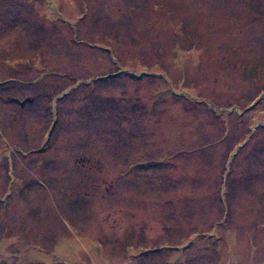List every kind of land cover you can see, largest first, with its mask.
Returning <instances> with one entry per match:
<instances>
[{
    "label": "rangeland",
    "instance_id": "1",
    "mask_svg": "<svg viewBox=\"0 0 264 264\" xmlns=\"http://www.w3.org/2000/svg\"><path fill=\"white\" fill-rule=\"evenodd\" d=\"M7 199L0 264H264V0H0Z\"/></svg>",
    "mask_w": 264,
    "mask_h": 264
},
{
    "label": "crops",
    "instance_id": "2",
    "mask_svg": "<svg viewBox=\"0 0 264 264\" xmlns=\"http://www.w3.org/2000/svg\"><path fill=\"white\" fill-rule=\"evenodd\" d=\"M5 63H6V60H5ZM21 87V86H20ZM23 92H25V90H23L22 91V94L20 95L21 96V98H26V95H24L23 94ZM14 94H16L15 92H13L12 91V94L11 95H14ZM28 97V96H27ZM25 101H27L26 99H25ZM11 102V101H10ZM9 102V103H10ZM21 102V101H20ZM54 103H56V100L53 102V105H54ZM28 105L26 104V103H23V106L21 107V106H19V103H17V104H15V103H13V102H11V108L10 109H12V110H16L17 111V113H15V117H17L18 118V120H19V122L20 123H27L28 122V120L31 122V124L32 125H39V124H44L45 122H46V129H49L51 126H55V125H58L59 127H60V124H62V122L63 123H65L66 124V118H69V119H71V117L73 116V111H71V112H66L65 111V109H59L58 108V113L57 112H55L56 113V115L55 116H53L52 117V114H51V117H50V119L49 120H45L44 119V116L49 112V113H51L50 112V107H51V105H49V104H47L46 103V105H45V101L44 102H42V103H39L38 104V106H36L33 110L34 111H36L37 113H32L31 112V107L29 106V110H27L28 109V107H27ZM54 106H56V105H54ZM82 106L83 105H80L79 103L78 104H75V103H73V108L72 109H74V108H76V112H80V111H82ZM49 109H48V108ZM9 114H10V110H9ZM11 116H12V114H10ZM11 116H9V120H10V122L12 123V121H11ZM68 124V123H67ZM50 135L52 134V135H54L55 137L58 135V134H56V133H53V130L51 129L50 130ZM208 137H210V135L208 136ZM168 138V137H167ZM166 137H165V139H167ZM220 140H223L222 138H221V136H220V138H219V140H218V142H211L210 144H209V146L207 147V151H208V159L210 158V155H213V154H215V153H222V152H224V156H221V161H224L225 160V162H229L230 160H231V157H233L234 155H236L237 154V149L236 148H234V149H231V150H228V149H225V150H223V147H222V145H221V143H220ZM70 141V140H69ZM161 141H163V137L161 138ZM212 141H215V140H212ZM173 141H172V139H168V141L166 142V143H168L169 144V146L170 147H168V146H165L164 145V147H166V148H172V143ZM223 142V141H222ZM221 147H222V149H221ZM219 149H221V150H219ZM205 151V150H204ZM181 159V158H180ZM182 161H183V159H181ZM227 160V161H226ZM184 162V164L183 163H181V162H179L178 161V158H172V157H169V159H163L162 158V160H159V161H157V162H153L154 163V165H155V172H159V171H162V169H166V168H168L170 171H171V169H173V168H176L177 167V164L179 163V164H183V166L184 167H186V166H190V164H188L187 163V160L185 161H183ZM149 162L147 161V164H148ZM159 170V171H158ZM226 170V169H225ZM188 174V173H187ZM186 178L188 179V180H191L190 178H191V176L188 174V175H186ZM186 182V181H185ZM187 183V182H186ZM191 183V182H190ZM220 184H224L223 183V181H221L220 182ZM223 189V188H222ZM229 193V192H228ZM207 195V194H206ZM212 197H214L215 199H216V201H221L223 204H224V202H223V199L225 198V195H223V193L222 192H220L219 191V193H216L215 195H213ZM228 197L229 196H227V198H226V200L228 199ZM207 199H208V196H207ZM11 200V199H10ZM7 201H9V199H7L3 204H0L1 205V207L2 206H6L5 207V209H4V211L5 212H8V210L10 209V206L9 205H11V203L12 202H10L8 205H7ZM223 206V205H222ZM228 214H226V218L228 219ZM12 234V233H11ZM9 237H12V235L11 236H9Z\"/></svg>",
    "mask_w": 264,
    "mask_h": 264
}]
</instances>
